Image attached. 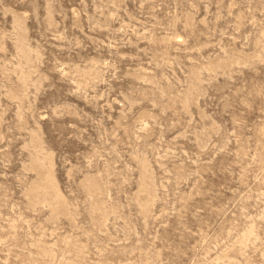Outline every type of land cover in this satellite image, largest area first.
Returning a JSON list of instances; mask_svg holds the SVG:
<instances>
[{
    "label": "rangeland",
    "instance_id": "1",
    "mask_svg": "<svg viewBox=\"0 0 264 264\" xmlns=\"http://www.w3.org/2000/svg\"><path fill=\"white\" fill-rule=\"evenodd\" d=\"M0 264H264V0H0Z\"/></svg>",
    "mask_w": 264,
    "mask_h": 264
}]
</instances>
